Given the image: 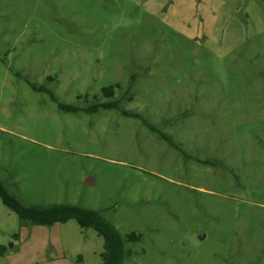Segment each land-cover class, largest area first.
<instances>
[{
	"label": "rangeland",
	"instance_id": "obj_1",
	"mask_svg": "<svg viewBox=\"0 0 264 264\" xmlns=\"http://www.w3.org/2000/svg\"><path fill=\"white\" fill-rule=\"evenodd\" d=\"M0 182L139 235L124 264H264V0H0ZM103 246L0 198V264Z\"/></svg>",
	"mask_w": 264,
	"mask_h": 264
},
{
	"label": "trees",
	"instance_id": "obj_2",
	"mask_svg": "<svg viewBox=\"0 0 264 264\" xmlns=\"http://www.w3.org/2000/svg\"><path fill=\"white\" fill-rule=\"evenodd\" d=\"M33 88L37 91H44L41 88ZM119 88L120 85L105 87L102 90V97L107 101L113 99L116 89ZM85 99H88V96H85ZM93 100L94 104L85 109L88 113H97L100 110L113 108L118 109L121 104L119 100L102 102L98 96H93ZM58 106L66 112L77 113L78 111V109L63 104H59ZM128 116H132V114H128ZM0 198L5 206L18 215L20 220L28 221L32 225L52 227L56 224H64L73 219L82 228H93L104 240L103 252L101 253L103 264H124L129 253L126 249V243L136 242L140 239V236L135 233H130L124 237L95 210L61 204L48 207L25 205L9 192L2 182H0Z\"/></svg>",
	"mask_w": 264,
	"mask_h": 264
},
{
	"label": "crops",
	"instance_id": "obj_3",
	"mask_svg": "<svg viewBox=\"0 0 264 264\" xmlns=\"http://www.w3.org/2000/svg\"><path fill=\"white\" fill-rule=\"evenodd\" d=\"M1 247H3V246H1ZM1 250H2V248H1Z\"/></svg>",
	"mask_w": 264,
	"mask_h": 264
}]
</instances>
